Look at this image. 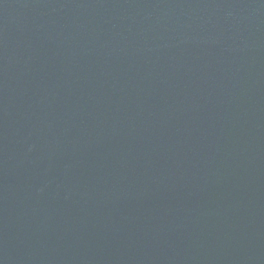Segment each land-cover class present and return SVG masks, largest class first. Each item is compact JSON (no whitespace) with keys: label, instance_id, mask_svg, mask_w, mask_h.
Segmentation results:
<instances>
[{"label":"water","instance_id":"water-1","mask_svg":"<svg viewBox=\"0 0 264 264\" xmlns=\"http://www.w3.org/2000/svg\"><path fill=\"white\" fill-rule=\"evenodd\" d=\"M0 264H264V0H0Z\"/></svg>","mask_w":264,"mask_h":264}]
</instances>
